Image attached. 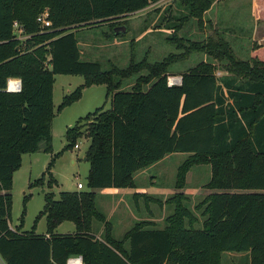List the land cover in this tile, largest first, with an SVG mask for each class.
Here are the masks:
<instances>
[{"label": "trees", "instance_id": "trees-1", "mask_svg": "<svg viewBox=\"0 0 264 264\" xmlns=\"http://www.w3.org/2000/svg\"><path fill=\"white\" fill-rule=\"evenodd\" d=\"M157 1L0 0V264H67L70 257H81L82 264H221L222 252H247L249 264H264V44L240 59L220 34L191 42L190 49L201 47L209 59L182 72L179 84L167 81L168 61L140 60L127 69L104 70L80 58L78 28ZM175 2L186 10L176 18L179 23L189 18L199 23L211 4ZM46 9L51 25L42 28L36 19ZM254 10L264 20V0H254ZM141 69L148 73L138 75L129 89L112 77ZM55 74L84 79L57 109L94 84L105 85L110 98L109 108L101 105L65 132L66 147H75L78 137L89 139L87 189L62 191L57 199L44 193L39 216L45 217L46 233H35V225L22 231L21 223L11 229L10 190L21 156L50 150ZM9 78L20 79V91L6 90ZM83 121L89 122L82 131ZM175 152L189 153L177 168L176 189L184 186L192 165L210 164L206 186L214 191L194 206L203 217L201 227H194L197 218L177 192L166 199L174 208L162 228L139 220L113 238L111 223L96 208L94 189L131 187L136 171ZM54 182L50 177L47 185ZM39 184L36 179L30 186ZM93 220L103 223L99 236ZM64 221L74 224V232H54Z\"/></svg>", "mask_w": 264, "mask_h": 264}, {"label": "rangeland", "instance_id": "rangeland-1", "mask_svg": "<svg viewBox=\"0 0 264 264\" xmlns=\"http://www.w3.org/2000/svg\"><path fill=\"white\" fill-rule=\"evenodd\" d=\"M224 2L230 5L231 15L229 17L232 16L233 24H222L217 27L214 19H210L206 14V16H202L199 23L196 18H189L186 22L179 23L176 18L186 13V10L177 9L174 0H161L141 11L78 28L75 31V36L81 52L80 58L84 61H96L104 70L127 69L131 63L140 60H145L149 64L168 61L169 76L167 80L173 77L181 79L182 72L200 60L209 59L201 47L190 49L188 45L191 42H203L209 36L216 34L225 38L226 32H221V30H229L228 37L231 36L230 31L239 35L237 31L239 22H249L251 0H222L221 3ZM215 9L216 7L212 11ZM121 24L126 27V31L112 35L115 28L113 26ZM246 33L248 34V32ZM246 33L242 35L243 40L248 38L245 37ZM228 43L230 44V42ZM169 55L173 57L170 61L168 60ZM147 73L148 71L145 69L137 72L130 71L127 76L114 72L112 77L114 80L120 81V88L129 89L135 84L138 75ZM83 81L82 75H54L53 105L55 114L51 120L50 150L26 153L21 156V165L13 173L10 190L9 220L13 227L21 223L22 230L30 231L35 225V232H45V217L39 216V212L45 204L44 193L52 192L54 198L57 199L62 191L87 189L89 165L84 157L89 139L85 136L78 137L76 139L77 147H66L65 132L79 119L101 105L104 104V109L110 107V98L106 95V87L103 84L85 87L79 99L57 109L62 98L73 92ZM87 122L81 123L82 131ZM54 154L56 156L53 157ZM188 155L189 153L186 152L168 154L166 158L150 166L144 177L137 178L142 183L138 181L136 187L145 188L152 195L159 191L157 196L161 201L172 197L174 193L181 192L183 195L182 204L197 218L194 227L200 228L203 217L200 210H196L194 206L208 193L214 191L213 188L206 186L211 177V167L209 163L192 165L185 175L184 186L176 189L174 183L177 168ZM52 157V165L47 171V165ZM50 177L55 180L52 186L47 185ZM36 179H41L42 185L30 186V183ZM77 182L82 183V189L76 187ZM135 191L130 187L94 189L96 208L111 223V234L115 239H120L136 221L147 216L144 199L142 197L133 198ZM146 207L157 214L156 226L161 228L165 224V217L173 212L174 203L166 201L162 207L157 203L148 202ZM92 225L96 232L103 230V223L98 220H93ZM74 229L72 222L64 221L58 225L55 231L67 233L68 230L72 232ZM249 263L247 252H222L221 254V264Z\"/></svg>", "mask_w": 264, "mask_h": 264}, {"label": "crops", "instance_id": "crops-1", "mask_svg": "<svg viewBox=\"0 0 264 264\" xmlns=\"http://www.w3.org/2000/svg\"><path fill=\"white\" fill-rule=\"evenodd\" d=\"M159 1H161V0H159ZM159 1H157L156 3H158ZM210 2H211V4L209 6V9L204 12L203 17L207 15V16H209L210 19L213 18L214 23L216 25H218L217 27H219V25L221 26L222 24H230V23L233 24L234 23V21L232 20L233 18H231L232 16L229 17V15H231L230 11H229V8H230L229 4H227L226 2L221 3L222 0H210ZM156 3H154V4H156ZM175 4L177 5V9L180 8L179 10H181V11L184 10V8H182L177 2H175ZM218 4H220V5H218ZM239 4L241 5V3H239ZM216 5H218V6H216ZM214 7H216V9L214 11H212V9ZM241 24H245V25L240 26ZM237 31L239 32V35H236L234 32L230 31L231 36L228 37L229 30L228 31L221 30V32H226L225 39L228 42H230V46L233 49L234 54L240 59H247L248 56L250 55L251 48L253 46H255L257 44H263L264 43V20H258L257 19L256 14H255V10H254V0H251V2H250L249 22H244V23L239 22V26L237 27ZM246 32H248V34ZM245 33H246L245 37H248V38L246 40H243L244 37L242 35H244ZM234 48H237V50H234ZM247 48H249L248 51H247ZM217 73H222V72L218 71ZM167 156L168 155L164 156V158H166ZM164 158L160 159L159 161L163 160ZM159 161H157L155 163H158ZM155 163H153V164H155ZM153 164H151V165H149L143 169H140L133 174L132 179H133L134 183H133V186H131L130 188H134L136 190L135 192H133V195L139 193L141 196H139L137 198L142 197L144 199V202L146 203L144 205H145V208L147 209V216L145 218H143L142 220L151 221L156 226L157 214H154L148 207H146L147 203L148 202L157 203L159 206L163 207L166 200L161 201L159 199V196H157L159 194L158 193L159 191L156 192L157 194L152 195L147 190H145V188H137L136 187V184L138 181H140V183H142V181L137 180V178L144 177L146 170H148V168L150 166H152ZM125 188H127V187H125ZM72 191H74V190H72ZM112 194H114V191H112ZM145 195H146V197H145ZM157 200H159L160 202H158ZM9 224H10V222H9ZM17 226L18 225L13 227L10 224L11 229L16 228ZM21 230H22V228H21ZM55 230H54V232L58 233ZM22 231H25V230H22ZM103 231H104V227H103V230L99 231V234L103 233ZM67 232H70V230H68ZM72 232H74V231H72ZM35 233H39V232H35ZM43 233H46V230ZM43 233L40 232L39 234H43ZM99 234H96V235L99 236ZM46 236H48V234H46ZM70 258H72V257H70ZM81 264H82V262H81Z\"/></svg>", "mask_w": 264, "mask_h": 264}, {"label": "built area", "instance_id": "built-area-1", "mask_svg": "<svg viewBox=\"0 0 264 264\" xmlns=\"http://www.w3.org/2000/svg\"><path fill=\"white\" fill-rule=\"evenodd\" d=\"M39 24L41 25L42 28L44 27H49L51 25V22L48 18V11L47 9L44 10L42 13H40L38 16H37V19H36ZM14 27H17V23L14 22ZM17 32V36L18 37H23L22 33H21V30H16ZM24 38V37H23ZM169 84H179L181 79L180 78H177V77H173L169 80H167ZM21 89V81L19 78H9L7 80V84H6V90L7 91H10V92H18L20 91ZM78 145L76 144L75 147H77ZM76 187L78 189H81L83 187L82 183L81 182H77L76 183ZM67 264H81V258L80 257H72V258H69L67 260Z\"/></svg>", "mask_w": 264, "mask_h": 264}, {"label": "water", "instance_id": "water-1", "mask_svg": "<svg viewBox=\"0 0 264 264\" xmlns=\"http://www.w3.org/2000/svg\"><path fill=\"white\" fill-rule=\"evenodd\" d=\"M126 31V27L124 25H118V26H115L114 28V32L115 33H121V32H125ZM85 159V157H84Z\"/></svg>", "mask_w": 264, "mask_h": 264}]
</instances>
